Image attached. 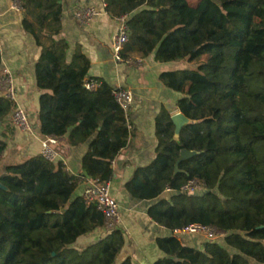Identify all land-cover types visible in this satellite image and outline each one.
<instances>
[{
  "label": "trees",
  "instance_id": "16d2710c",
  "mask_svg": "<svg viewBox=\"0 0 264 264\" xmlns=\"http://www.w3.org/2000/svg\"><path fill=\"white\" fill-rule=\"evenodd\" d=\"M22 28L41 48L34 65L37 119L43 136L63 137L77 146L87 141L84 175L105 182L110 166L126 147L131 124L107 84L85 90L88 62L55 39L61 28L62 0H19ZM106 12L127 16L128 42L121 53L156 62L193 63L163 72L161 83L183 94L176 105L189 120L178 134L169 113L155 119L154 160L135 168L124 185L137 200L158 199L169 186L176 192L147 208L148 217L170 233L189 224L214 226L220 242L202 249L185 246L172 234L155 244L165 257L154 264H264V0H103ZM217 5L233 10L224 23L211 24ZM206 56L205 60H200ZM1 64V56H0ZM14 104L0 96V126ZM130 126V127H128ZM5 144L0 141V154ZM181 150L196 154L174 166ZM191 179L202 194L177 190ZM80 177L42 155L7 165L0 176V264H117L123 247L118 229L78 250L76 240L102 226L96 204L74 196ZM119 264H132L126 258Z\"/></svg>",
  "mask_w": 264,
  "mask_h": 264
},
{
  "label": "crops",
  "instance_id": "0c3cea01",
  "mask_svg": "<svg viewBox=\"0 0 264 264\" xmlns=\"http://www.w3.org/2000/svg\"><path fill=\"white\" fill-rule=\"evenodd\" d=\"M11 1L0 0V73L3 69L12 73L16 98L14 107L18 106L25 111L30 130L21 132L13 128L12 114L0 126V141L5 144L0 154V176L7 165L18 164L39 155L41 142L46 137L41 135L39 129L37 109L42 92L36 87L34 77V65L41 48L36 46L33 37L23 30V12L14 11ZM61 4V28L55 39L66 41L67 58L71 59L74 54L83 56L88 62V78L99 80L112 89L124 88L132 93L133 101L129 112L131 135L126 147L117 154L111 167L114 174L110 180V193L119 205V230L124 239L116 263L130 258L132 264H154L158 259L165 257L158 250L155 240L170 236L171 233L148 217L147 208L160 199L168 198L172 193L164 190L156 200L141 201L132 198L124 185L135 168L145 167L155 158V119L160 111L166 110L171 117L180 113L176 103L183 94L165 87L159 80L160 74L190 69L194 65L186 61L159 63L155 61L154 53L144 58L131 53L127 56L130 64L117 63L110 44L118 23L106 12L103 0H62ZM79 6L92 7L99 14L90 23L81 25L73 15ZM0 96L2 97L1 94ZM89 142L71 146L67 143L65 135L57 138V144L54 146L58 154L54 163L60 162L69 175L80 177L74 196L80 197L89 185L90 178L84 175L81 168V160L88 151ZM107 234L108 232L100 227L78 238L72 247L84 249ZM193 236L199 235H183L178 239L185 246L202 249L206 240L200 236L201 239L195 241Z\"/></svg>",
  "mask_w": 264,
  "mask_h": 264
},
{
  "label": "built area",
  "instance_id": "2783aa9c",
  "mask_svg": "<svg viewBox=\"0 0 264 264\" xmlns=\"http://www.w3.org/2000/svg\"><path fill=\"white\" fill-rule=\"evenodd\" d=\"M11 8L19 12L22 10L21 2L19 0L11 1ZM96 11L92 7H77L73 13L75 20L81 24L86 25L90 23L97 15ZM118 23L116 33L111 38V50L113 58L117 63H128L131 61L122 59L121 53L124 46L128 42V27H127V16L122 15L114 18ZM102 82L94 78H87L84 80L83 87L85 90L90 92L97 91ZM0 94L8 101L15 104V88L13 83V75L8 69H3L0 73ZM112 96L124 113L126 122L129 123V112L132 106V93L128 89L115 88L112 91ZM11 126L17 128L21 132H28L30 130V124L28 122L25 111L15 106L11 116ZM130 127V126H128ZM57 144V137L46 136L41 142L40 155H42L47 161L55 162L58 159V154L54 149ZM114 165V160L111 161L110 166ZM110 179L105 182L99 181L97 178H90L89 185L81 193V198L87 204L95 203L97 211L102 215V228L104 231L110 233L118 230L121 223L119 205L117 201L112 197L110 193ZM203 188V184L196 179H191L183 184L177 192L181 194L194 195L197 191ZM165 192L174 193L176 192L169 186L165 187ZM171 234L174 237H181L183 235H199L202 236L206 241H215L219 237H223L224 233L214 226L203 225L199 223L189 224L179 229H174Z\"/></svg>",
  "mask_w": 264,
  "mask_h": 264
},
{
  "label": "rangeland",
  "instance_id": "374dc122",
  "mask_svg": "<svg viewBox=\"0 0 264 264\" xmlns=\"http://www.w3.org/2000/svg\"><path fill=\"white\" fill-rule=\"evenodd\" d=\"M189 3H196L198 0H187ZM229 12H233V10H228V9H222L217 5H214L206 14V18L207 20L213 24L214 26H218L221 25L222 23H224L225 21V17L227 15V13ZM206 56H203L200 60H205ZM206 190L204 188H200L197 191V194H202L204 193ZM193 240L197 241L198 239H201L200 236H193ZM223 237H219L217 240V242H220L222 240ZM204 240V239H203Z\"/></svg>",
  "mask_w": 264,
  "mask_h": 264
},
{
  "label": "water",
  "instance_id": "95a60500",
  "mask_svg": "<svg viewBox=\"0 0 264 264\" xmlns=\"http://www.w3.org/2000/svg\"><path fill=\"white\" fill-rule=\"evenodd\" d=\"M171 122L173 123L174 125V134H175V138L177 139L178 137V134H179V131L180 129L186 125V124H189V120L183 116L181 113L179 114H176L174 116L171 117ZM196 153L194 151H188V150H181L180 153H179V158L178 160L176 161L175 163V166H174V169H175V172L178 171V164L192 156H194ZM0 189H3V190H6L4 186H2V184L0 183Z\"/></svg>",
  "mask_w": 264,
  "mask_h": 264
}]
</instances>
